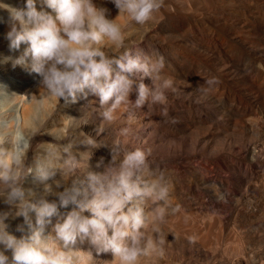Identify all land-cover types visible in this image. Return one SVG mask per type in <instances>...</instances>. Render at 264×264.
I'll return each instance as SVG.
<instances>
[{
	"label": "bare ground",
	"instance_id": "1",
	"mask_svg": "<svg viewBox=\"0 0 264 264\" xmlns=\"http://www.w3.org/2000/svg\"><path fill=\"white\" fill-rule=\"evenodd\" d=\"M2 2L11 7L24 6L23 0ZM97 3L108 8L110 17L116 16L117 10L110 0H97ZM160 5L144 24L127 22L125 39L120 48L107 43L98 45L110 58L119 59L127 53L139 56L142 62L148 64L157 60H162L164 64L159 73V76H164L163 79L155 80L151 71L146 73L143 70L130 75L134 83L129 93V105L118 108L116 119L112 122L104 120L99 99L92 94L79 96L76 103L70 104L59 103L45 98L42 92L40 94L38 75L14 65L15 59L23 54L25 45H21L20 49L9 47L8 11L0 8V13L7 15L6 20L0 21V61H4L0 67L3 66L1 69L5 73H15V82L13 78L10 81L16 84L11 86V94L6 92L11 96L4 101L6 110L0 112V150L17 125L25 132L34 128L41 130L34 140L36 148L42 147L40 143L53 141V136L67 135L68 139L63 143H71V151L77 156H87V171L101 172L113 156L119 160L127 151L137 148L146 150L150 161L157 163L167 176L171 177L172 173L175 176L173 185L180 196L179 202L167 205L165 221L178 219L183 225L191 222L196 224L197 229H192L191 236L179 237L163 228V245H158L150 255L142 257L140 264H185L186 256L193 261L201 259L203 263L217 257L200 242V234H206L204 231H210L211 226L204 221L192 220L187 211L207 207L211 212L218 213L220 209L228 208L235 196L250 200L260 191L264 192L260 185L264 180V133L261 132L264 130V83L258 81L264 80V0H160ZM41 7L43 0H37L38 10ZM213 7L227 9L235 17L236 33L228 28L217 29L225 41L217 38L220 41L214 39L207 42L204 33L202 36L195 33L194 25L201 30L208 27V15ZM117 22L125 23L120 19ZM234 49L238 50L236 55L233 54ZM27 74L35 75V86L25 80ZM165 80L171 81L168 87L162 88L166 103L153 102L149 97L142 106L135 107L141 83L155 89L157 85L162 86ZM213 88H221L225 94H212ZM25 94L37 96L30 98ZM89 99L94 101V105L88 108ZM218 108L228 117L218 116ZM6 115L10 120L2 124ZM252 116L258 117V120L253 121ZM70 117L79 120L67 122L65 119ZM91 119L95 120L89 121ZM254 130L258 136L250 133ZM86 137L97 141L98 146L85 143ZM220 139L223 142L221 147L218 145ZM159 152L165 159H159ZM54 179H59V176ZM43 183L32 176L26 181V187L42 193ZM47 183L53 187L49 198L55 199L58 189L53 180ZM176 205H179V211L173 213L171 209ZM150 207L146 204V211ZM257 207L255 210L259 213L263 211V208ZM66 211L60 209L61 215ZM56 219L53 218V223ZM261 222L264 224V220ZM22 223V218L10 219V231L21 235L16 232V226ZM48 231H51V225ZM77 247L93 251V264H115L111 253L96 256L86 243H78ZM8 254L11 256L10 252ZM238 254L225 259L223 255L216 261L218 264H264L256 256Z\"/></svg>",
	"mask_w": 264,
	"mask_h": 264
},
{
	"label": "clouds",
	"instance_id": "2",
	"mask_svg": "<svg viewBox=\"0 0 264 264\" xmlns=\"http://www.w3.org/2000/svg\"><path fill=\"white\" fill-rule=\"evenodd\" d=\"M110 2L117 10L115 17L97 0H43L39 10L37 0H23V7L0 0V8L8 11L9 47L25 45L14 65L38 75L45 98L70 104L79 96L98 97L107 122L116 119L118 108L129 105L134 71H151L159 80L164 67L162 60L148 64L127 53L110 58L98 47L107 43L120 48L127 22L144 24L160 8V0ZM170 83L165 80L155 89L141 83L135 107L149 97L166 103L162 88ZM0 90L7 92L3 84ZM40 134L38 128L25 132L17 125L0 150V264H93V251L78 243L90 245L96 256L111 253L115 264H140L142 257L163 245L161 225L168 214L170 184L146 150L127 151L119 160L113 156L101 172L87 171V156H77L71 143H63L67 135L53 136V141L36 148L34 140ZM84 142L98 146L91 137ZM32 176L44 182L42 193L26 187ZM49 180L58 189L55 199L49 198ZM146 204L151 205L148 211ZM62 208L67 209L63 215ZM171 211H179V205ZM17 218L23 221L16 226L19 236L9 225Z\"/></svg>",
	"mask_w": 264,
	"mask_h": 264
},
{
	"label": "rangeland",
	"instance_id": "3",
	"mask_svg": "<svg viewBox=\"0 0 264 264\" xmlns=\"http://www.w3.org/2000/svg\"><path fill=\"white\" fill-rule=\"evenodd\" d=\"M226 10L227 9L222 10V9H218V8L213 7L212 11H210L211 13L208 15V21H209V24L207 25L208 27L205 28V29L203 27V29H202L204 31L203 32L201 29L198 28L199 27L198 25H194V27L196 28L195 33L197 35H199V36H202L203 33H204V38H205V40L207 42H209L211 40H214V39H217V38H219L221 41L222 40L225 41L223 36H221L222 35L221 31H220V34L217 31L218 28H220V29L228 28V29H231L233 32L236 33L237 32V28L235 27V24H236L235 23L236 22L235 17L233 15V13L229 12V10H227V11ZM198 13H200V12H198ZM0 14H1V16H0V21L1 22L4 21V19L5 20L7 19V15L6 14H3V12L0 13ZM186 14L189 15L190 13L186 12ZM197 15H200V14H197ZM202 25H203V23H202ZM1 38L2 37H0V39ZM219 39H217V40H219ZM231 48L233 49L235 47H231ZM235 49L233 50V54L234 55H236V53H238L237 52L238 50L236 51ZM1 68H3V66L0 67V71L2 70ZM7 74L8 73H5L4 70H2L0 72V84H3L7 89H9V90H7V92L9 93L10 89L12 88L11 86H14V87L16 86V84L14 83L15 82V73L13 71H11V73H9L8 75ZM10 74H12V75H10ZM33 75L34 74H27L28 77L25 75V77H26L25 80L28 83L29 82L33 83V85L35 86L36 84H34V82L36 81V77H34L35 75L34 76ZM163 77H164L163 75L160 76L161 79H163ZM11 79L14 82L10 81ZM258 81H260L261 83H264V82H262V81H264L263 79H259ZM6 85L8 87H10V88H8ZM220 89L221 88H213L212 89L213 91L211 92V90H210V92L212 94L213 93H215V94L218 93L217 95L220 94L219 96H221V94L224 95L225 94V92H223L224 90L223 89L220 90ZM8 93H6L5 91L3 93V91L0 90V96H1V94H2V96L4 95L3 97L2 96L0 97V106H1L0 107V112L4 111L5 106L7 107V104H5L4 101L6 102L7 101L6 99H8V98L10 99L11 95H7ZM9 94H11V93H9ZM230 94L233 96L234 95L233 91H231ZM5 95H7V97H5ZM1 98H2V100H1ZM230 100H231V98H230ZM244 103L245 102H243V105H245ZM87 105H88V108L89 107H93L94 101L93 100L88 101ZM217 114L220 117H228V115H226L222 111L221 108H218ZM3 118L5 120L4 119L2 120V124L8 123L9 120H10L8 118V116L7 117L4 116ZM73 118L74 117H72L71 119L68 118L69 120L68 119H65V120L67 122L71 121V120L72 121L75 120L77 122L79 120L77 117H75L74 119ZM250 118L253 121L258 120L257 119L258 117H256V116H252ZM94 120L95 119H91L89 121H94ZM232 120H234V122H235L236 119L233 118ZM259 128L261 129V126H259ZM255 130L252 131V132L250 131V133L256 135L258 132H260L258 129H257L258 132H256ZM230 132H232V130H230ZM261 132L264 133V130H262ZM258 135L259 134H257V136ZM222 143H223L222 139H220L219 143H218L219 147L222 146ZM161 153L162 152L158 153L159 159L160 158L165 159V157ZM166 163L168 164L167 160H166ZM154 164L156 166H158L157 163H154ZM166 177L168 178V181H169V184H170V195H169V200H168V204L167 205L176 204L177 202H179V197L180 196L176 193V191H175L176 188L173 185L175 176L172 173L171 177H169L167 175H166ZM263 181L264 180H262V183H260V185L263 186V190H264V182ZM259 193L260 194H256L255 196L250 198V200L248 199L249 201L248 200H241V199H239V197L235 196L233 198L232 203L229 204V207L225 208V209H220V212H218V213L211 212L207 207H202L198 211L195 210L194 212H192V211L190 212L189 210L187 211V214L190 215L191 218L192 217L196 218V216L198 217L196 219L192 218V220L200 221V222L204 221L205 223H207V225L210 224L211 230L210 231H208V230L204 231V232H206V234L207 233L208 234L207 235L205 233H203V234L201 233L200 234V235H202V237H200V239H201L200 242H201V244H203V246L205 244L209 251H212L213 253H215L214 256H217L216 259L217 258H219V259L224 258L225 259V257L228 258V257L233 256L234 254L237 255L239 251H242V252H245L244 253L245 255L242 252H239V253L242 254V256H246V255H248V256H256L258 260H261L262 262H264V224H263V222H261V221L264 220V216H262V215H264V214H262V212L264 213V192L260 191ZM254 203H256V204H254ZM252 204H253V206H252ZM257 206L263 208V211H261L259 213V211L255 210L256 208L258 209ZM253 213H255V214L257 213L256 214V216H257L256 218H255V214L253 215ZM173 220H175V221H173V222L172 221L168 222V220L164 221V223L161 225L162 231H163V228H165L171 234H173L175 236H179V237L180 236L181 237L185 236L186 237V236H191L193 234V230L197 229V226H196L195 223L189 222V224L187 223L188 225L186 223H184V225H183V224L179 223L180 221H178V219H173ZM192 224H194L196 226V228ZM259 235H261V236H259ZM259 239H260V241H259ZM238 244H239V246H238ZM239 248H240V250H239ZM237 249H238V252H237ZM231 251L232 252L234 251V252L232 253ZM241 254H238V256H241ZM223 255H225V256L222 257ZM259 256L260 257L262 256L263 258L262 257L260 258ZM186 257L187 258H186V263L185 264H193V262L194 263L196 262L195 264H197V263L201 264L202 263L201 259L200 260L199 259H195L197 261H195V260L193 261L192 260L193 258H191L189 256H186ZM216 259H214V260L212 259L213 261L209 260L208 262L205 260L206 262L204 261L202 264H218Z\"/></svg>",
	"mask_w": 264,
	"mask_h": 264
}]
</instances>
